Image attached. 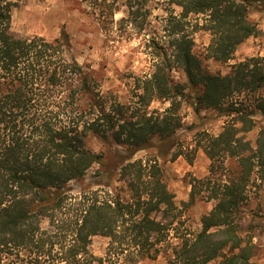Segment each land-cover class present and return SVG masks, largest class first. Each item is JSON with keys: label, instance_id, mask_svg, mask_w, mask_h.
I'll return each mask as SVG.
<instances>
[{"label": "trees", "instance_id": "trees-1", "mask_svg": "<svg viewBox=\"0 0 264 264\" xmlns=\"http://www.w3.org/2000/svg\"><path fill=\"white\" fill-rule=\"evenodd\" d=\"M97 1L102 20H113L122 5L126 20L137 25L152 0ZM168 3L180 9L169 22V44H154L161 61L139 86L137 102L123 104L98 90L72 54L67 34L53 40L14 34L13 3L0 0V264H93L95 236L111 239L133 264L157 259L166 243L170 264H254L260 222H248L245 207L252 183L264 181V58L232 64L225 74L211 70L209 62L228 64L239 46L260 34L252 15L264 14V0ZM191 17H202L200 29L211 36L202 53L186 30ZM177 71L182 81L174 77ZM155 100L171 105L149 112ZM182 101L196 114L209 110L225 119L217 134L195 133L196 148L211 163L205 178L190 183L183 206L213 207L199 230L185 234L177 232L180 211L162 166L134 160L156 148L161 159L193 162L191 152H174ZM92 140L105 150H92ZM95 165L103 174H119L128 201L85 193L78 204L70 201L71 183Z\"/></svg>", "mask_w": 264, "mask_h": 264}, {"label": "rangeland", "instance_id": "rangeland-1", "mask_svg": "<svg viewBox=\"0 0 264 264\" xmlns=\"http://www.w3.org/2000/svg\"><path fill=\"white\" fill-rule=\"evenodd\" d=\"M10 1L13 3L11 30L14 34L21 37L38 35L50 40L63 33L67 34L72 54L92 74L98 90L123 104L137 102L139 86L152 76L156 64L161 61L160 50L154 44L168 46L169 22L173 19L172 16L180 14V9L171 6L168 0H152L149 3L150 13L145 21L135 25L126 20V9L122 5L113 20H102L104 17L100 13V1L97 0ZM252 18L258 24L260 34L239 46L233 60L228 64L218 66L210 61L211 70H219L225 74L232 64L256 56L264 58V14H253ZM187 22L186 30L195 41L196 52H204L211 42V36L200 29L202 17H191ZM173 74L176 80H183L180 72ZM170 105L171 101L155 100L148 109L149 112H164ZM179 113L183 127L178 133L180 147L174 152L180 149L185 153L191 152L195 157L193 162L190 163L184 156L176 160H172V155L161 159L157 157L156 148L138 152L134 160H156L162 166L165 182L175 195L180 211L177 232L185 234L199 230L201 217L213 207L212 203L207 202H197L188 208L183 206L189 200L190 183L194 179L205 178L209 174L211 163L204 152L196 148L198 140L195 133L206 131L217 134L222 130L225 119L217 117L216 113L209 110L196 114L185 101H182ZM89 147L95 152L105 150L103 144L97 140H92ZM102 171L99 165H95L82 180L71 183L70 201L78 204L85 200V194L93 199L105 200L119 196L123 201H128L130 194L119 174L110 176L101 173ZM249 190V202L245 207L246 220L250 222L255 217L260 222L255 242L261 249L254 264H264V181L255 180ZM170 242L175 244L176 240L172 238ZM90 253L95 258L93 264H133L124 254H119V248L107 237L95 236L90 245ZM171 254L172 247L166 243L161 247L157 259H146L134 264H170Z\"/></svg>", "mask_w": 264, "mask_h": 264}]
</instances>
